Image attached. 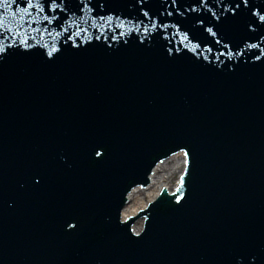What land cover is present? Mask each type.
<instances>
[{"label": "water", "instance_id": "obj_1", "mask_svg": "<svg viewBox=\"0 0 264 264\" xmlns=\"http://www.w3.org/2000/svg\"><path fill=\"white\" fill-rule=\"evenodd\" d=\"M178 2V4L182 3V0H175ZM188 3H191L192 1L195 0H186ZM62 18V16H61ZM179 19V17L176 16V18H170V20L173 22V24L176 22V20ZM191 19V18H190ZM178 21V20H177ZM180 23V21H179ZM138 46H135L137 49ZM173 48V46H171ZM108 49V48H106ZM139 49V48H138ZM108 51V50H106ZM148 75V74H147ZM19 81L17 78L15 79V82ZM150 84H153L151 80H149ZM18 113L17 112H12L11 117H0V121H5V120H11V123L15 124V122H18L20 126H18L19 129V134H22V131L24 130V119L21 120L17 117ZM18 124V125H19ZM26 125V124H25ZM17 127V126H16ZM16 127H14V131L16 130ZM4 146L0 145V163L2 162L1 160V152ZM183 163L184 159L180 155L173 156L166 161L162 162L161 164H158L154 170L152 171L151 174H149V185L146 186L144 189L137 188L134 191L131 192L130 195H128V204H126L122 210L121 216L122 220H127L129 218H132L135 216V214L140 211L144 210L146 208L147 203H151L158 195L161 193V190L165 188L169 193L173 191V188L176 187V182H177V177L181 175L182 169H183ZM57 166V165H56ZM6 172V171H5ZM146 171H143L140 173L141 178H144ZM108 186H105V192H108ZM5 188H3V191ZM123 192L122 190L116 191L114 193L116 196L121 195ZM6 194H9L8 191ZM118 212H115L114 218H117ZM142 221H138L134 226H133V231L134 232H140L141 231V224ZM111 227L116 229L117 231H120L121 228L118 227L117 225H114L113 222L110 223ZM140 225V227H139ZM127 229L124 230L125 235L128 233L126 231Z\"/></svg>", "mask_w": 264, "mask_h": 264}, {"label": "snow or ice", "instance_id": "obj_2", "mask_svg": "<svg viewBox=\"0 0 264 264\" xmlns=\"http://www.w3.org/2000/svg\"><path fill=\"white\" fill-rule=\"evenodd\" d=\"M6 2H7V0H0V3H6ZM247 2H248V0H245V3H247ZM54 4H55V0H53V6H54ZM29 6H31L30 0H29ZM260 20L264 21V16H260ZM177 202L179 203L180 201H177Z\"/></svg>", "mask_w": 264, "mask_h": 264}]
</instances>
